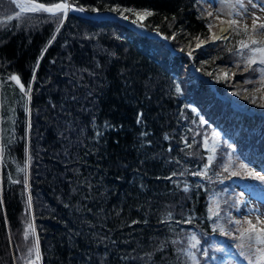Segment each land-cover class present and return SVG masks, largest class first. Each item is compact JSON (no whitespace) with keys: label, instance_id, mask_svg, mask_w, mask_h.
Wrapping results in <instances>:
<instances>
[{"label":"trees","instance_id":"trees-1","mask_svg":"<svg viewBox=\"0 0 264 264\" xmlns=\"http://www.w3.org/2000/svg\"><path fill=\"white\" fill-rule=\"evenodd\" d=\"M71 2L123 13L179 52L117 21L16 17L0 0V264H36L38 251L42 264H194L189 253L195 264H253L256 245L229 212L264 197V181L240 167L264 151V123L233 134L232 108L191 64L222 94L218 65L244 68L264 91L259 53L240 47L260 39L234 24L227 41L197 47L213 34L200 0Z\"/></svg>","mask_w":264,"mask_h":264},{"label":"rangeland","instance_id":"rangeland-1","mask_svg":"<svg viewBox=\"0 0 264 264\" xmlns=\"http://www.w3.org/2000/svg\"><path fill=\"white\" fill-rule=\"evenodd\" d=\"M27 1L30 2L29 0ZM33 1L40 2L38 0H33ZM61 1L63 0H60L59 2ZM63 2L64 3L67 2L71 5H75L71 2V0H64ZM252 3L258 4V7L252 8L251 6ZM241 4H243L244 7H241ZM77 7L83 8L80 6H77ZM261 8H264V3H262L261 0H251V3H249V0H200L199 9L201 11V14L203 16L209 17L213 21V34L209 39L202 40L201 42L203 43L200 42L199 47H203L207 49V48L215 46L220 41H225V39L223 38L221 39L213 38V37H216V32L222 23H226L228 25V32L226 35L227 38H229V35H230V24H229L230 21H235V24L243 26V27L247 25V29H250L253 31L252 25H253V19L255 17L259 18L256 20L257 25H259L260 23H264V11H261L260 10ZM83 9L85 10V8ZM245 9H247V11H245ZM72 10L73 9H69L66 11V13L64 11H61V13H63V15L65 16L63 22L66 21L70 13H75ZM94 12L111 13L119 18H121L122 16L128 18V16L124 15L123 13H117V12H112V11L100 12L97 9H95L94 11L90 13H94ZM145 12H149V11L143 10L139 13L143 15ZM209 12L212 13L211 16L208 15ZM253 13H255V17L253 16ZM137 17L141 21L144 20V19H141L140 16H137ZM129 21L130 22L134 21L135 23L134 22H131V23H134V24L137 23V25L139 24L143 25L142 23L135 21L133 19H130V18H129ZM149 31H155V30H149ZM253 35L254 37L260 40H264V30L258 29L256 31H253ZM215 41H216V44H213L215 43ZM186 54L189 55L188 53ZM218 67L221 69L220 72H222V74H219V76L221 77L227 76L228 78V84H227L228 90H226V92H224L223 94L227 96L228 93L233 92L234 94H236L238 98L237 101H232V100H229L227 97L226 98L221 97L230 106V108H232V115H233V118L235 119L233 123L235 127L233 130V134H236L238 132V128H240L241 125L257 124V122L264 123V118H259V117H254V116L247 118L245 115H243L242 113L240 114V112L237 111L240 108L246 111H250V109L253 111H258L259 109L264 108L263 89L259 85H253L249 83L248 81H244V79L242 78V73L245 72L244 68H238L233 65H222V66L218 65ZM225 73L227 75H225ZM28 96H30V92L28 93ZM240 103L241 105L239 106ZM247 151L248 149H244V152H247ZM257 155L258 156L256 158V162L246 163L245 161H243L244 163H241V164L247 165L248 170H254L256 172L264 174V151L257 153ZM28 191L30 192V185L28 186ZM213 204L214 203H212V205ZM229 217L233 220L240 221V223H237V226H236L238 229L250 228L251 225L247 223V221L249 220L252 222V225H256L257 227H264V223L257 222V217H259L261 222H264V198L255 196V195L254 196L247 195V197H241L240 204L236 206L234 210H231L229 212ZM35 262L36 264H42L39 251H38V255L36 256ZM220 264H242V262L238 263V261L235 260V258L233 259L231 256L225 261H221Z\"/></svg>","mask_w":264,"mask_h":264},{"label":"snow or ice","instance_id":"snow-or-ice-1","mask_svg":"<svg viewBox=\"0 0 264 264\" xmlns=\"http://www.w3.org/2000/svg\"><path fill=\"white\" fill-rule=\"evenodd\" d=\"M13 3L16 4L17 8L19 9V11L16 12V17H20L23 13L25 12H48L51 13L53 15L60 13L61 11H64L66 13V10L68 9L69 5L64 4V3H57L52 5L51 7H46L43 3H33V4H28V3H24V2H18V0H12ZM262 3H264V0H261ZM249 3H251V0H249ZM252 8H257L258 4L252 3L251 4ZM241 7H244L243 4H241ZM79 11L83 12L84 9L80 8L78 9ZM118 10V9H117ZM261 11H264V8L260 9ZM128 11H134L132 9H128ZM245 11H247V9H245ZM135 15L140 16L141 19H145L148 16H151L152 13L151 12H145L143 15H141V13L138 12H134ZM209 16L212 15L211 12L208 13ZM253 16L255 17V13H253ZM13 17L9 16L8 19H12ZM127 19V17H125ZM259 19L258 17H255L253 19V31L256 30H264V23H260L259 25H257L256 20ZM230 29L231 31L237 32L239 31L238 29H236L235 27H232V25L235 24V21H230ZM143 26V25H141ZM209 27H211V25H209ZM244 34L247 35V25H245L244 27ZM214 39H227V37H213ZM53 39H55V37H53ZM198 39V38H197ZM203 43V42H201ZM250 45H255L256 47H250ZM200 45H197V47H199ZM240 47L242 49H248L249 51H251L252 53H259V63L264 64V40H255L252 39L251 37H249V42H245L243 40L240 41ZM189 55H191V53H189ZM256 63V58L255 57H251L249 58L248 64L249 66L251 64ZM225 75H227L225 73ZM11 80H14L21 88L22 91H24V85L21 83L20 78L18 76H11L10 77ZM177 91H179V88H177ZM28 92H25V95H27ZM216 136V133H213V137ZM214 151V149H213ZM209 162H211V160L213 159L212 156H209ZM207 167V166H206ZM241 168L246 169L247 170V175L254 177L258 180H262L264 181V175H261V173L256 172L254 170H248V166L241 164L240 165ZM227 170V168L225 169ZM196 174H204V173H194V175ZM237 173H233V175H236ZM212 215H218V212H213ZM190 222V221H189ZM257 222L258 223H264L261 222L259 217H257ZM133 223H136V221H133ZM236 223H240V221H236ZM247 223L249 225H251L250 228L246 229L244 233H242V237L243 236H247V239L249 240L250 244L249 247H252L253 245H256L255 247V259L253 260V256H249V260L253 261V264H264V227H257L256 225H252V222L249 220L247 221ZM29 227L31 228L32 226L29 225ZM221 231H223V229H221ZM191 239L193 241H196V237L193 235L191 237ZM198 241H196L195 243H192V247L195 248L197 246ZM237 247L243 249L244 245L240 244L237 245ZM189 255L192 257L194 264H195V256L192 253H189ZM241 256H245L247 255L246 252L241 251L240 252Z\"/></svg>","mask_w":264,"mask_h":264},{"label":"water","instance_id":"water-1","mask_svg":"<svg viewBox=\"0 0 264 264\" xmlns=\"http://www.w3.org/2000/svg\"><path fill=\"white\" fill-rule=\"evenodd\" d=\"M30 2H34V3H42V2H36V1H33V0H29ZM58 3H64L63 1H61V2H58ZM46 7H51L52 5H54V4H45V3H43ZM55 4H57V3H55ZM70 7H71V9H73L72 11L73 12H75V13H77V14H80V15H83V16H86V17H89V18H94V19H106V20H114V21H117V22H119V23H122V24H125L126 26H128V27H130V28H132L133 30H135V31H137V32H139V33H141V34H144V35H147V36H150V37H155V38H158V39H160V40H163L164 42H165V44L173 51V52H176L175 50H173V48H172V46H171V44H170V41L168 40V38L165 36V35H163V34H161V33H159V32H157L156 30L155 31H149V30H147L146 28L143 30V31H140L139 29H136L135 27H133V26H131L133 23H129V24H131L130 26L127 24V23H125V22H122L120 19H124V18H119V17H117V16H115L114 14H111V13H98V12H94V13H90V12H87V11H83V12H81V11H79L78 9H80V8H78V7H76L75 5H71L70 4ZM228 39V38H227ZM227 39H225V40H227ZM213 44H216V41H215V43H213ZM191 70H192V72L193 73H195L198 77H200V78H202L203 80H205V81H207L209 84H210V86H211V88L213 89V90H215V92H216V95L217 96H220V97H225L226 98V96L224 95V94H220L218 91H216V88H215V85L213 84V81H211L210 79H209V77L208 76H206V75H204L203 73H201L196 67H195V65L194 64H192L191 65Z\"/></svg>","mask_w":264,"mask_h":264},{"label":"bare ground","instance_id":"bare-ground-1","mask_svg":"<svg viewBox=\"0 0 264 264\" xmlns=\"http://www.w3.org/2000/svg\"><path fill=\"white\" fill-rule=\"evenodd\" d=\"M18 2H24V3H28V4H33L32 2H28L27 0H18ZM67 5H69V7H68V9L67 10H69V9H71V7H70V4H67ZM66 10V11H67ZM122 22H127V23H129L130 21H126V20H121ZM137 26V28H139L140 30H142L143 29V27L142 26H139V25H136ZM227 32H228V25L226 24V23H222L220 26H219V28H218V30H217V32H216V37H226V35H227ZM229 100H232V101H237V96H236V94H234L233 92H231V93H228V95L226 96ZM241 105V103L239 104V106ZM237 111H239L240 112V114L242 113L243 115H245L247 118L248 117H251V116H254V117H259V118H264V108H262V109H259L258 111H253V110H251L250 109V111H246V110H243L242 108H240L239 110H237Z\"/></svg>","mask_w":264,"mask_h":264}]
</instances>
